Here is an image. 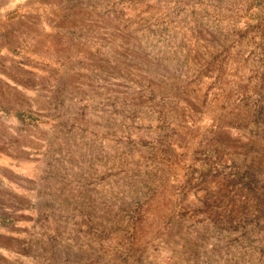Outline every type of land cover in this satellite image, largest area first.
<instances>
[{
    "label": "rangeland",
    "instance_id": "obj_1",
    "mask_svg": "<svg viewBox=\"0 0 264 264\" xmlns=\"http://www.w3.org/2000/svg\"><path fill=\"white\" fill-rule=\"evenodd\" d=\"M0 0V264H264V0Z\"/></svg>",
    "mask_w": 264,
    "mask_h": 264
},
{
    "label": "crops",
    "instance_id": "obj_2",
    "mask_svg": "<svg viewBox=\"0 0 264 264\" xmlns=\"http://www.w3.org/2000/svg\"><path fill=\"white\" fill-rule=\"evenodd\" d=\"M32 1H34V0H30L29 3H32Z\"/></svg>",
    "mask_w": 264,
    "mask_h": 264
}]
</instances>
